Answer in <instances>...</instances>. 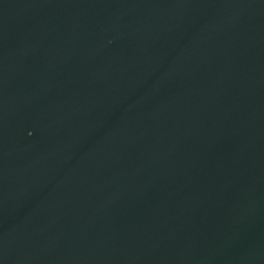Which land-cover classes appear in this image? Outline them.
<instances>
[{
  "label": "water",
  "instance_id": "95a60500",
  "mask_svg": "<svg viewBox=\"0 0 264 264\" xmlns=\"http://www.w3.org/2000/svg\"><path fill=\"white\" fill-rule=\"evenodd\" d=\"M0 264H264V0H0Z\"/></svg>",
  "mask_w": 264,
  "mask_h": 264
}]
</instances>
